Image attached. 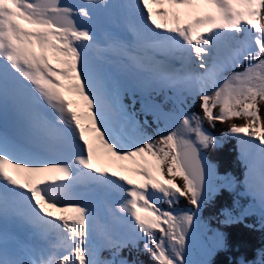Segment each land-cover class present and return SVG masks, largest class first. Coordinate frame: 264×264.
<instances>
[{"label": "snow or ice", "instance_id": "snow-or-ice-1", "mask_svg": "<svg viewBox=\"0 0 264 264\" xmlns=\"http://www.w3.org/2000/svg\"><path fill=\"white\" fill-rule=\"evenodd\" d=\"M250 217L264 0H0V264H212Z\"/></svg>", "mask_w": 264, "mask_h": 264}, {"label": "trees", "instance_id": "trees-1", "mask_svg": "<svg viewBox=\"0 0 264 264\" xmlns=\"http://www.w3.org/2000/svg\"><path fill=\"white\" fill-rule=\"evenodd\" d=\"M198 110V109H193ZM149 119H151L149 117ZM239 122V121H237ZM207 127V125H205ZM224 130V126L217 124L215 129H211L213 135L218 136L219 132ZM235 141L231 138H225L218 148L209 150L208 158L223 173L225 171L238 172V165L235 153ZM223 202L227 205L230 200L225 193ZM180 207H186L183 198L179 202ZM203 217L208 219L214 215V210L206 208ZM255 218H244L235 223L218 225L213 218L210 224L214 228H219L224 234L225 247L218 250L212 258V264H238L240 259L246 260L249 264H264V257L261 256V250H264V226L258 222L254 223ZM253 224V227L248 225Z\"/></svg>", "mask_w": 264, "mask_h": 264}, {"label": "bare ground", "instance_id": "bare-ground-1", "mask_svg": "<svg viewBox=\"0 0 264 264\" xmlns=\"http://www.w3.org/2000/svg\"><path fill=\"white\" fill-rule=\"evenodd\" d=\"M71 99H75V97L74 96H72V97H70Z\"/></svg>", "mask_w": 264, "mask_h": 264}, {"label": "rangeland", "instance_id": "rangeland-1", "mask_svg": "<svg viewBox=\"0 0 264 264\" xmlns=\"http://www.w3.org/2000/svg\"><path fill=\"white\" fill-rule=\"evenodd\" d=\"M70 2H71V0H70Z\"/></svg>", "mask_w": 264, "mask_h": 264}]
</instances>
